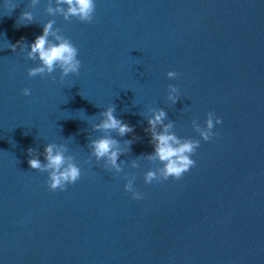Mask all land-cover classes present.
Segmentation results:
<instances>
[{
  "label": "clouds",
  "instance_id": "obj_1",
  "mask_svg": "<svg viewBox=\"0 0 264 264\" xmlns=\"http://www.w3.org/2000/svg\"><path fill=\"white\" fill-rule=\"evenodd\" d=\"M38 3L39 0H31L33 7ZM46 11L52 16L61 14L65 20L75 17L81 22L92 23L94 22L96 4L95 0H55V6H53L51 0H49ZM21 18L31 23L33 14L31 11H24L21 14ZM54 23V20H48L43 24L42 34L36 36L30 44L27 57L34 61L37 59L40 61L37 66L28 69L30 77L37 75L49 76L57 69L60 70L61 79L70 73L79 74L81 61L78 59V49L61 33L60 29L53 27ZM23 46L29 47L28 45L20 44V47ZM10 47L15 51L17 45L10 44ZM167 76L175 78L177 73L170 70L167 72ZM51 79L55 81L56 77L52 75ZM21 91L25 96L31 94V90L27 87ZM167 95L168 99L175 104L179 96L177 86L169 84ZM148 111L152 115L147 118L148 127L145 131L150 133V143L153 145L154 151L143 156H146L150 161H159L160 163L155 170L149 169L144 174V181L146 184L152 183L154 180L162 182L170 177L179 180L196 165L192 155L199 147L200 140L182 138L177 136L175 132L170 131V129H173L174 123L172 120H168L167 123L164 122L167 118L165 109L149 108ZM114 113L115 105L110 104L99 113L102 119L99 123L94 124L93 127L107 133L115 131L121 137L133 132L134 126L117 118ZM221 122V118L210 111L207 113L204 126H201L196 120H193L192 124L200 137L204 141H208L217 135L213 131L214 123L220 124ZM158 126H160L159 130ZM135 139L137 137L134 136L132 140H125L124 143L131 145ZM89 145L91 154L96 158L97 163L103 160L104 168L110 167L115 169L116 172L122 171L124 162L118 163V159L125 150L119 146V140L111 134H107L90 140ZM67 151V146L64 143H48L42 153L46 162H41L38 159L41 153L33 148L28 149L30 167L48 173L46 183L51 191L64 190L68 185L75 184L81 177L80 167L74 162L72 155H66ZM132 166H139L137 160L132 161ZM134 180L135 176L132 175L127 179L124 188L131 193L133 199H142L143 194L134 188Z\"/></svg>",
  "mask_w": 264,
  "mask_h": 264
}]
</instances>
